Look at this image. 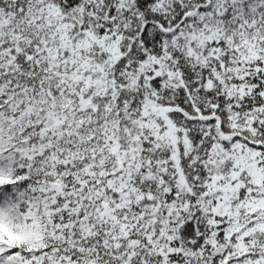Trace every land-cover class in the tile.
Returning <instances> with one entry per match:
<instances>
[{"label": "snow or ice", "instance_id": "obj_1", "mask_svg": "<svg viewBox=\"0 0 264 264\" xmlns=\"http://www.w3.org/2000/svg\"><path fill=\"white\" fill-rule=\"evenodd\" d=\"M0 264H264V0H0Z\"/></svg>", "mask_w": 264, "mask_h": 264}]
</instances>
